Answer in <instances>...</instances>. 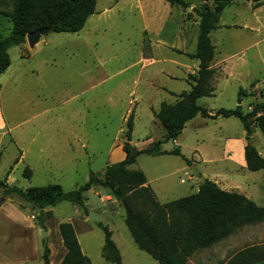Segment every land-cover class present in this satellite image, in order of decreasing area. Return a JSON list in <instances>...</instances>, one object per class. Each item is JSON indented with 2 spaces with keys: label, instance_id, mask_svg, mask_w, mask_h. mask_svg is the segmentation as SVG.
<instances>
[{
  "label": "rangeland",
  "instance_id": "obj_1",
  "mask_svg": "<svg viewBox=\"0 0 264 264\" xmlns=\"http://www.w3.org/2000/svg\"><path fill=\"white\" fill-rule=\"evenodd\" d=\"M192 1L196 3L193 12L196 15L195 10L206 3L205 0ZM187 2L190 1L185 0ZM104 9L108 12H103ZM1 10L9 8L1 7ZM184 10L185 8L169 6L164 0H96L95 14L86 21L83 29L75 34L48 33L41 36L37 48L43 46L41 40H44L46 47L35 54L32 60H27L26 57L20 59L18 47L10 48L9 68L17 71L9 78L4 75L0 79L1 82L5 78L7 80L2 86L0 111L8 127L14 128L0 142V181L6 183L9 177L8 183L22 190L49 184H59L65 192L75 190L87 182L90 172L101 173L105 165L115 159V153L121 150L124 143L126 120L131 112L133 128L130 144L135 150L148 149L153 142L163 140V131L155 121L150 106L164 101V96L148 87L146 81L151 72L145 69V59L153 54L151 44H156L159 39L178 44L175 37H172V31L177 27L178 13ZM240 12L242 16L248 17L243 9ZM193 15L189 14L188 18ZM234 16L225 15L223 21L230 22ZM260 17L264 24V12ZM162 22L165 24L161 25ZM145 26L149 29L146 30ZM9 30L8 19L0 15V37L7 36ZM212 37L221 50H226L235 47V40L251 42L261 39L264 34L256 38L245 31L224 30ZM220 39L228 40L227 45L221 46ZM261 47L264 48V43ZM160 57L169 56L162 52ZM48 59L51 66L40 68L41 62ZM33 66L40 68V76L37 78L27 74L25 78H21V74L28 72ZM160 67L169 69L172 66L157 65L151 70ZM152 77L161 87L175 92L184 89L180 81L169 82L160 75ZM262 83L263 96L260 100L264 101V80ZM241 100V105L245 108L250 97H243ZM165 101L172 100L166 97ZM236 101L237 93L230 85L216 99H205L204 102H209L206 107L211 109L230 110L236 106ZM47 109H50V113L43 118L42 112ZM34 117L36 122L42 119L53 121L52 127L46 132L40 129V134L55 136L58 141L73 133L84 137L87 140L89 158L79 160L75 168L71 161L58 159L60 155H57L56 167L50 174L36 169L34 176L26 179L23 176L26 161L14 163L19 154L12 144L11 136L19 131L17 125L20 122ZM221 120L230 124L225 128L226 134L234 135L243 129L234 117ZM196 122L188 125L177 137L180 153L189 162L192 156L197 155L193 153L194 150L213 152L214 147L220 145V141H217L222 134L218 130L220 123L205 120L207 126L199 128ZM256 129L258 138H253V144L259 146L260 143L264 144V138L260 130ZM112 151L114 153L111 155ZM152 160L154 159L148 155H140L135 168L141 167L149 178L153 177L149 170L151 166L159 167L160 163ZM172 160L177 166L185 168L187 173L193 174V164L187 165L176 156ZM204 167L210 166H198ZM238 176L241 183H249L247 188L251 192V198L248 199L258 206H264V172L245 170ZM179 177H183L182 173L167 179L168 183L171 182L168 187L174 188L164 189L162 186L161 190L157 189L160 203L195 192L197 180L180 184ZM107 195L99 186L85 193V211L66 201L40 211L16 194L6 196L0 204V264H43L45 247L49 249V263L51 261L56 264L62 250L59 246L60 237L56 232L60 223H70L73 226L81 251L90 259L91 264H110L101 256L104 238L97 223L103 224L111 232V239L119 249L122 264H157L135 246L124 223V208L116 201L109 203ZM90 213L97 221L89 219ZM42 232L47 233L46 240L43 239ZM249 246H264V220L242 227L224 241L195 252L187 264H219Z\"/></svg>",
  "mask_w": 264,
  "mask_h": 264
},
{
  "label": "trees",
  "instance_id": "obj_2",
  "mask_svg": "<svg viewBox=\"0 0 264 264\" xmlns=\"http://www.w3.org/2000/svg\"><path fill=\"white\" fill-rule=\"evenodd\" d=\"M171 7L186 8L185 0H164ZM234 0H205V5L195 10L199 19L195 51L187 56L199 61L198 70L189 78V90L176 95L174 103L162 102L154 118L163 131V140H157L144 150H135L130 144L133 128L132 112L126 120L124 143L121 150L124 159L109 164L101 173L90 172L88 180L75 190L65 192L59 184L31 187L25 190L9 187L0 181L3 199L16 194L33 208L43 211L59 203L69 202L85 211L84 194L101 187L125 210L124 223L135 246L157 264H187L189 258L198 251L208 249L225 240L237 230L264 220V206H258L245 196L229 193L204 179L197 193L160 204L153 191L144 186L145 177L139 170H133L140 155H172L180 157L187 165L178 147L161 150V146L175 141L185 124L197 115L203 118L238 119L247 143L244 159L248 171L264 172V158L252 145L251 138L258 128L264 138V101L252 105L249 112H243L240 104L243 91L237 93V104L230 110L218 109L209 116L206 109L198 105L201 98L213 96L211 80L215 71L210 68L214 47L210 33L216 28L222 11ZM96 0H0V15L8 19L10 30L7 36L0 37V75L10 65L8 50L25 43L28 34L39 31L48 33H78L87 19L95 14ZM1 7L9 10H1ZM17 163V160L14 162ZM26 179L31 171L26 167ZM42 224V221L39 222ZM97 227L103 233L102 258L110 264H122L121 255L111 239V232L101 223ZM64 256L59 264H91L79 246L73 226L60 223L57 227ZM49 249L44 248L43 264H49ZM264 263V246H249L238 251L226 262L220 264H258Z\"/></svg>",
  "mask_w": 264,
  "mask_h": 264
},
{
  "label": "crops",
  "instance_id": "obj_3",
  "mask_svg": "<svg viewBox=\"0 0 264 264\" xmlns=\"http://www.w3.org/2000/svg\"><path fill=\"white\" fill-rule=\"evenodd\" d=\"M188 1L190 2H187L188 5L185 10L178 13L177 27L174 31H172V37H175L174 39L176 40V42H178V44L173 41L167 42L165 40L159 39L156 41V44H151V47L153 46V54L145 59V69H148L151 72L150 77H148L146 81L148 87L152 91H156L162 94V96H164V99L162 100L165 101L166 97L172 100L171 102L161 101L156 106H150L152 112H157L159 109V105L162 102L167 104L174 103L176 100V95L184 91H188L189 78L190 76L195 75L198 70L199 61L196 59H191L187 56L188 54H193L195 51L199 23L198 17L196 15H193L194 9L196 8V3L192 0ZM241 9L248 13V17H244L241 15ZM103 12H108V10L104 9ZM263 12L264 0H234V2H232L222 11L216 28L211 31L210 36H208L210 37L211 44L214 47V56L210 63V68L215 71L211 80L213 96L210 98L199 99L198 105L206 109L209 116H212L217 109L206 107L208 106L209 102H204L205 99H216L219 95H222L230 85L234 87V91L236 93H238L239 90L243 91L241 98L250 97V100H247V104H245V108H243V106L241 105L242 100L240 101L239 105L241 106L243 112H249L252 105L261 102L260 99L263 96L262 82L264 80V48L261 47V45H263L264 43V37L251 42H237V40H235V47H232L231 49L221 50L219 48V45L215 44V42L213 41L214 39L212 36L215 33H221V31L224 30H240L245 31L248 34L255 35L256 38H259L264 34V24L261 22L262 18L260 17V14H262ZM189 14H192L193 16L191 18H188ZM225 15L235 16L232 21L225 22L223 21ZM164 24L165 22L161 23V25ZM145 28L146 30L149 29L147 28V26H145ZM41 36H43V34L40 35L38 40L31 46L27 41H25V43L21 46H18V55L20 56V59L26 57L27 60H32L35 54H39L41 51H43V47H46V43L44 42V40H41V42L44 43L43 46L37 48L38 44L40 43ZM227 41L228 40L220 39L219 44H221V46H225L227 45ZM24 52H26L27 54L25 55ZM162 52L163 54L165 52L169 57L161 58L160 55L162 54ZM29 53H31V55H29ZM166 64L174 67L175 71L172 67H169V69L160 67L159 69H156L154 71L151 70L157 65L163 66ZM49 66H51V62L48 59L43 60L39 67L44 69L48 68ZM9 67H11V62ZM9 67H7V70L2 75H0V79L4 75L6 78H9L13 75V73H16L17 69L14 70L13 68ZM18 67H20V65ZM39 67H31L28 72H24L21 74V78H25L27 74L38 78L40 76ZM153 75H160L169 82L180 81L181 83H183L184 89L180 92H175L165 87H161L155 83V80L152 77ZM6 78L2 80V82L0 80V96L3 83L7 81ZM49 113L50 109L44 110L42 112L43 118ZM198 117H200V120L198 119ZM205 120L212 121V123L215 124L220 123V125H218V130L220 131V133L222 132V137L221 135L218 136L219 140L217 142L220 141V145L214 147L215 149L212 150L213 152L211 153H203L201 151L195 150L193 151L194 154H197L195 156H192L190 160V164H193L191 165V169L194 170L193 174L187 173L185 168H183L182 166H177L176 162L172 160V155L150 156L154 159L152 161H157V163H160L159 167L151 166L149 170L151 173L149 172V174L153 177L150 178L148 177L146 171L141 167L135 168L136 164L132 167L133 170H139L143 173L145 177L144 186L149 187L153 191L156 199L158 192L157 189L161 190L162 186H164V189L174 188V186L168 187L169 185H171V182L168 183L167 179H170L175 175L181 173L183 177H179L180 184L185 183V181L194 182L197 180V186L194 193H197L198 186L201 183L200 180L206 179L214 183L218 188L225 192L237 193L245 196L247 199L251 198V192L247 188L249 187V183H241L238 179L239 174L243 173L245 170L248 171L244 159V147L247 143V140L245 139V131L242 129L239 132L237 131V133L234 135H231V133L226 134L225 128L230 124L227 125V122H221V117L210 119L203 118L197 115L185 124L181 133L185 131L188 125L193 124L196 121H199L196 122L197 127H206L207 122H205ZM155 121L157 122L156 119ZM52 122L53 121H50L48 119H42L40 122H36L35 117L31 118L30 120L25 119L17 125V127H19V131L17 132V134L13 137L11 136L13 142L12 144L16 147L19 154L17 162H19L20 160L26 161L27 168L31 171V177L34 176L37 170H40L42 173L50 174L56 167L55 161L57 155H60L58 159L64 158L71 161L73 165H75V168L77 166L76 163H78L79 160H81L82 158H89L87 140L81 135L73 133L65 137L63 140L58 141L55 136L49 134H40V129H42L43 132L48 131L52 127ZM13 128L14 127H8L4 116L0 111V142L4 136L10 135V131H12ZM253 138H258L256 128L254 129L250 139L252 145L256 148L260 156L264 158V144L260 143L259 146L254 145ZM216 139L217 138L215 137V140ZM177 142L178 138L173 141L172 146L179 147L177 145ZM170 148L168 146H165V144L161 146V150L167 151ZM113 153L114 151L111 152V155ZM123 159L124 153L119 150V152L115 153V159H113L111 163H107L106 165L120 162ZM199 165H209L210 167L198 168ZM7 178L8 179H6V184L9 185V187H12V185L8 183L9 177ZM158 182H163V184H157ZM88 192H90V190ZM106 198L109 199V203L115 202V200L108 195L106 196ZM85 206L87 207L86 204ZM56 232L58 233V230H56ZM59 239V246H61L62 250H60L61 257L56 260V264L60 263L65 253L61 238ZM227 260L220 263H224ZM49 264H52V262L50 261Z\"/></svg>",
  "mask_w": 264,
  "mask_h": 264
},
{
  "label": "water",
  "instance_id": "obj_4",
  "mask_svg": "<svg viewBox=\"0 0 264 264\" xmlns=\"http://www.w3.org/2000/svg\"><path fill=\"white\" fill-rule=\"evenodd\" d=\"M40 35H42V33L39 32V31L33 32V33L28 34L26 36L25 41H27L29 43V45L31 46V45H33L38 40V38H39ZM172 145H173V142L172 141H169L167 143V146L168 147L169 146L171 147ZM200 181L202 183L203 182V179H201ZM88 215H89V219L94 220V221H97V218L93 214L90 213ZM42 234L44 235L43 239L46 240L47 233L42 232Z\"/></svg>",
  "mask_w": 264,
  "mask_h": 264
}]
</instances>
